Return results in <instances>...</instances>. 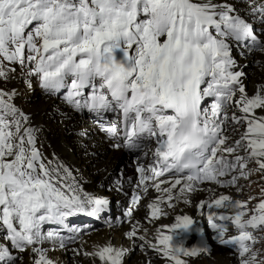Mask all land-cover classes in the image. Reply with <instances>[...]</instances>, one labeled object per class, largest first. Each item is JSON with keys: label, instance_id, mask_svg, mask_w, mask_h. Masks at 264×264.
<instances>
[{"label": "snow or ice", "instance_id": "snow-or-ice-1", "mask_svg": "<svg viewBox=\"0 0 264 264\" xmlns=\"http://www.w3.org/2000/svg\"><path fill=\"white\" fill-rule=\"evenodd\" d=\"M243 6L264 21V0H243ZM249 41L264 53V37L226 0H0V84L13 79L17 67L22 74L27 69L29 88L35 76L46 90L67 87L64 99L77 110L117 112L119 124L101 130L113 140L122 136L124 147L140 150L144 141H154L151 162L136 167L141 191L133 190L122 213L131 220L141 192L152 187L161 194L146 205L152 223L168 215L165 208L175 209L172 201L190 203L188 193L215 192L201 184L239 191L241 177L260 173L264 180V116L255 113L264 110V84L250 96L232 56L233 43ZM17 95L0 87V264H58L49 252L67 250L77 236L44 226L78 233L66 218H99L109 200L83 191L67 168L44 157L29 117L11 102ZM253 200L258 202L249 208ZM198 207L209 209L208 226L234 250L238 264H264L256 248L264 240L256 234L264 232V188L259 198L211 195ZM230 208L237 211L225 214ZM196 223L176 215L165 226L170 235L156 229L158 243L147 239V228L139 235V221L124 236L143 241L142 250H153L167 264H189L185 258L210 254L206 246L184 244L186 234L200 231ZM45 242L53 249L37 247ZM130 250L111 240L92 252L72 249L102 264H124Z\"/></svg>", "mask_w": 264, "mask_h": 264}, {"label": "bare ground", "instance_id": "bare-ground-1", "mask_svg": "<svg viewBox=\"0 0 264 264\" xmlns=\"http://www.w3.org/2000/svg\"><path fill=\"white\" fill-rule=\"evenodd\" d=\"M221 2H225V0H221ZM226 2L234 4L239 9V12L248 19V22L253 25L254 30L258 28L256 35L259 33V30V34L264 37V33L262 32L264 31V23L260 22L261 19L259 17L252 18L249 15L248 9L243 6V0H226ZM247 45V42L237 45L235 53L240 55V63L242 65L241 71L246 74V76H244L246 91L251 96L258 85L264 84V53L260 52L256 57L259 64L255 72H249L246 70L245 64L253 56L251 49ZM17 77L15 73L13 79L9 80L6 84H0V87H3L5 91H11L12 89L17 91L18 95L12 101L26 110L32 124L43 123L46 125L49 131V140L51 144L58 149L61 157L74 162L88 175L87 187L90 192L102 194V196L110 195L111 192H101L98 186H109L111 175L118 169L119 163L121 160L125 159V155H122L120 150L110 149L102 141L100 136L92 134L89 124H87L83 118H80V116L77 115L78 113L73 109H68L55 99L44 97L42 93L33 86L29 88L21 82H18ZM255 113L256 115L264 116V110L256 109ZM74 127H76V131H73ZM240 131H245V129L240 128ZM81 137L85 138L83 145L80 142ZM234 138L239 139V135H236ZM62 142L72 147L73 152L71 153L66 148L62 149L60 146ZM249 165L253 166L255 164L249 163ZM200 188L203 189L204 187ZM205 188H214L215 192L209 193L208 191L198 190L192 195H187L190 203L185 204L183 200L175 201V209H167L169 216L167 220L162 219L152 223H149V219L145 218V207L150 199L157 197L159 193L156 191H149L147 199L142 202L132 221L127 225H122L121 227H97L92 230L90 234L86 235L82 241L78 240L74 247L59 252L50 251L49 256L56 260L58 264H102L98 258L94 259L85 256L87 260L84 261L81 259L83 255H75L72 249H77L81 252H92L94 250V245H104L111 240L112 244L116 247L123 246L131 249L124 259V264H146V261H151V264H167L162 256H158L157 253L151 249H147L146 251L143 250V252L139 251L136 259L131 261V253L134 251L135 247L144 242L138 238H134L135 243H133V241L128 240L124 236V233L130 231L132 224L139 221L141 224L139 235H145L143 228H147V239L152 243H158L156 240V229L160 228L165 234L170 235L171 233L168 227L165 226L170 227L171 224L175 222V216L177 214L189 215L198 223L199 218L202 216V212L208 210L206 207L201 209L198 205L200 201L209 199L211 195L218 197L220 194H224L232 197L233 200H240V197L235 193L237 188L220 187L218 185H210ZM239 188L241 189V186H239ZM112 196L114 198L118 197L116 193H112ZM199 227L201 228V226ZM202 232L204 233V230ZM187 235L190 241L193 242L199 235V232H192ZM211 249L212 256L217 260V264H236L238 262L237 257L229 252L230 250L228 251L222 246L218 247L211 245ZM25 260L27 261V256H25Z\"/></svg>", "mask_w": 264, "mask_h": 264}, {"label": "rangeland", "instance_id": "rangeland-1", "mask_svg": "<svg viewBox=\"0 0 264 264\" xmlns=\"http://www.w3.org/2000/svg\"><path fill=\"white\" fill-rule=\"evenodd\" d=\"M260 22L264 23V21H262V20H260ZM257 29L255 30V34H256ZM262 32L264 33V31H262ZM257 36L262 37L259 33L257 34ZM247 44H248L247 46H249V42H247ZM259 53H260V51H257V50L252 51V56L253 57H251L250 60L245 64V68H246L247 71L255 72V69H256V67L259 64L257 59H256V57L258 56ZM11 102L16 107H18L17 103H14L13 101H11ZM74 111L78 113L77 115H79V111L78 110H74ZM74 129H73V131H76V127H74ZM84 141H85V138L81 137L80 138V142L82 143V145H83ZM123 160H125V159H123ZM123 160H121V162H124ZM120 165L121 164H119L118 168L121 167ZM252 167L254 168L256 166L253 165ZM261 188H264V180L261 179V174L260 173H256V176L253 177L252 180L247 181V185L243 189H241L239 191L237 190V191H235V193L240 197V200H242L246 196L247 197H257V198H259L260 195H261ZM253 202L257 203L258 201L257 200H253ZM200 220H201V217L199 218L197 225H200L199 224ZM119 227H121V226H119ZM102 228H105V227H102ZM232 232L233 233L235 232L234 228L232 229ZM256 234L261 236V237H264V232H259V233H256ZM211 244H212V242H211ZM214 245H216V244L214 243ZM222 247L227 249L228 251L230 250L229 252L234 254V250L233 249L226 248L225 246H222ZM256 248L260 249L261 256H263L262 252L264 254V242H260V244H258L256 246ZM139 251L143 252V250L141 248L139 249L138 246H136L134 251L131 253V257H130L131 261L136 259ZM201 255H199L198 257H189L188 259L187 258L186 259L188 260L189 264H217L216 263L217 260L212 256V252H210V254H205V255L201 254ZM81 259L84 260V261L87 260V258L84 257V256H81ZM236 264H238V262Z\"/></svg>", "mask_w": 264, "mask_h": 264}]
</instances>
